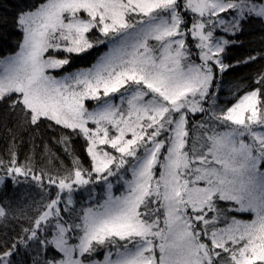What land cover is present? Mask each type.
<instances>
[{"label": "snow or ice", "instance_id": "obj_1", "mask_svg": "<svg viewBox=\"0 0 264 264\" xmlns=\"http://www.w3.org/2000/svg\"><path fill=\"white\" fill-rule=\"evenodd\" d=\"M0 264H264V0H0Z\"/></svg>", "mask_w": 264, "mask_h": 264}, {"label": "trees", "instance_id": "obj_2", "mask_svg": "<svg viewBox=\"0 0 264 264\" xmlns=\"http://www.w3.org/2000/svg\"><path fill=\"white\" fill-rule=\"evenodd\" d=\"M254 39V38H253Z\"/></svg>", "mask_w": 264, "mask_h": 264}]
</instances>
